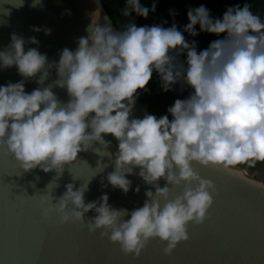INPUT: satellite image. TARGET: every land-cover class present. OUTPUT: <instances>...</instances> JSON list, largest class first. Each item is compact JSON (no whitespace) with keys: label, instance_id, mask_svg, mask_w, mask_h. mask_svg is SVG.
I'll return each instance as SVG.
<instances>
[{"label":"clouds","instance_id":"9594fccd","mask_svg":"<svg viewBox=\"0 0 264 264\" xmlns=\"http://www.w3.org/2000/svg\"><path fill=\"white\" fill-rule=\"evenodd\" d=\"M23 2L12 5L19 8ZM95 2L88 35L78 39L75 51L63 49L58 62H49L37 48L25 52V40L16 34L0 51V68L15 65L25 79L39 74L38 84L53 67L58 77L31 93L25 92L24 80L0 86V147L24 171L39 166L57 176L79 152L91 149L114 164L108 183L124 193L132 183L126 174L138 167L135 174L155 192L146 191L143 206L131 212L112 208L106 194L98 202L85 203L87 185L73 190L71 183L56 203L41 196L40 206L45 216L58 214L61 223L84 222V214L94 211L95 217L85 223L88 231L100 230V236L119 244L125 255L138 257L151 238L166 242L163 254L169 255L189 239V223L204 222L217 194L215 183L203 178L199 168L211 166L240 176L243 169L238 166L264 163V19L248 3L229 7L222 19H213L204 5L189 9L184 28L189 35H198L197 24L202 32L225 34L198 53L196 42L186 41L175 24L163 28L130 23L116 31L104 16L101 25L99 0ZM39 3L33 0L31 6ZM132 12L146 18L149 9L140 0H127L122 14ZM29 42L38 44L35 37ZM185 51L187 59L181 63L177 57ZM153 70L165 91L183 82L193 92L168 108L171 120L150 114L130 119L135 94L145 89ZM54 86L67 90V103L58 99ZM102 134L118 141L116 153L106 150L110 141ZM95 142L100 147H93ZM107 166L97 167L102 172ZM161 179L164 187L158 184ZM249 182L264 190V183ZM181 185L180 194L169 199L170 188Z\"/></svg>","mask_w":264,"mask_h":264},{"label":"water","instance_id":"95a60500","mask_svg":"<svg viewBox=\"0 0 264 264\" xmlns=\"http://www.w3.org/2000/svg\"><path fill=\"white\" fill-rule=\"evenodd\" d=\"M18 3L19 0H0V51L7 48L11 35L16 34L24 38L25 52L37 48L49 62H58L65 48L76 50L78 39L88 35L86 28L97 10L95 0H40L36 7L31 6L33 0H24L22 7L13 6ZM99 4L102 25L107 14L100 1ZM30 37H35L38 44L30 43ZM38 76L25 79L15 65L0 68V86L24 80L25 92L31 93L58 78L55 67L43 84L37 83ZM52 91L61 102L69 100L66 89L54 86ZM145 114H150L148 107L138 102L136 93L129 118L142 119ZM102 136L110 141L106 150L116 153L118 141L111 134ZM93 147L100 145L95 142ZM98 163L108 166L99 172ZM241 169L242 175L235 176L211 166L199 168L200 175L212 180L217 188L204 222L189 223V239L179 242L171 254H163L166 242L151 238L136 257L125 255L119 244L110 242L107 236L101 237L100 230L88 231L85 223L95 217L94 211L84 214V222L61 223L56 213L44 215L40 199L53 197L52 202L56 203L67 184H73V190L87 185L85 203L98 202L106 194L112 208L131 212L143 206L146 191L155 192L135 174L138 167L133 174H126L132 183L124 193L108 183L107 176L114 170V164L91 149L79 152L76 161L65 165L57 176L54 170L45 173L39 166L24 171L14 156L0 147V264H264V190L249 181L264 182ZM158 184L164 187L166 181L161 179ZM181 188L182 185L170 188L169 199L179 195Z\"/></svg>","mask_w":264,"mask_h":264},{"label":"trees","instance_id":"16d2710c","mask_svg":"<svg viewBox=\"0 0 264 264\" xmlns=\"http://www.w3.org/2000/svg\"><path fill=\"white\" fill-rule=\"evenodd\" d=\"M107 14L112 21V26L116 31H124L126 26L134 23L137 27L160 25L163 28H170L173 24L176 25L177 30L181 31L185 36L186 41L196 42V50L199 53L208 48L209 44L221 39L225 34H211L200 31L197 24L195 30L198 35L191 36L184 31L185 26L189 23L187 13L189 9H195L200 5H204L210 12L213 19H222L224 12L236 5L243 7L248 3L251 10L264 19V0H140V4L149 9L147 17H142L132 12L128 16L122 14L126 6L127 0H99ZM155 4V10L152 6ZM178 61L183 63L187 59L186 51L177 57ZM185 63V67H186ZM193 92V89L183 82H177L170 86V90L165 91L162 87L160 75L153 70L150 81L145 86V89H138V102L146 104L148 112L151 115L162 117L167 115L169 120L172 119L168 108L171 107L177 99H186ZM246 166V165H244ZM262 168L264 176V163H258L254 168H248L250 172Z\"/></svg>","mask_w":264,"mask_h":264},{"label":"rangeland","instance_id":"374dc122","mask_svg":"<svg viewBox=\"0 0 264 264\" xmlns=\"http://www.w3.org/2000/svg\"><path fill=\"white\" fill-rule=\"evenodd\" d=\"M238 167L239 168H244V170L248 171L249 176H253L255 179L264 182V176H263L262 168H260V169H258L256 171L250 172L247 166L240 165Z\"/></svg>","mask_w":264,"mask_h":264}]
</instances>
